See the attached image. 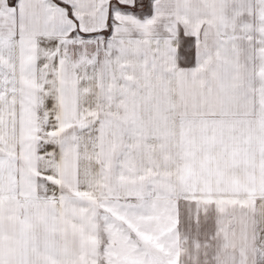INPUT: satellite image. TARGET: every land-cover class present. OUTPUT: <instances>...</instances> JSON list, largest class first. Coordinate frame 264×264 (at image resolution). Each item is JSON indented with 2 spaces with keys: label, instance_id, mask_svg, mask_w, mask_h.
I'll use <instances>...</instances> for the list:
<instances>
[{
  "label": "snow or ice",
  "instance_id": "snow-or-ice-1",
  "mask_svg": "<svg viewBox=\"0 0 264 264\" xmlns=\"http://www.w3.org/2000/svg\"><path fill=\"white\" fill-rule=\"evenodd\" d=\"M0 264H264V0H0Z\"/></svg>",
  "mask_w": 264,
  "mask_h": 264
}]
</instances>
